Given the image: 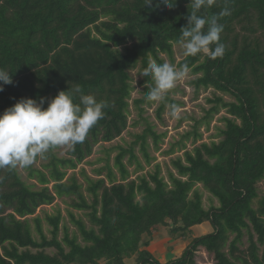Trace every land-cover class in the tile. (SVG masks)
Instances as JSON below:
<instances>
[{"label":"trees","instance_id":"trees-1","mask_svg":"<svg viewBox=\"0 0 264 264\" xmlns=\"http://www.w3.org/2000/svg\"><path fill=\"white\" fill-rule=\"evenodd\" d=\"M189 2L176 0L168 9L157 6V0L150 7L144 0H0V68L13 79L0 92V113L21 98L50 100L75 84L109 105L85 141L68 149L66 157H58L54 148L37 157L39 168H23L34 183L27 184L17 167L0 169V264H129V259L134 261L130 264H195L199 248L215 264H264V194L258 189L264 181V0H218L217 6L202 9L211 18L230 8L231 14L219 20L224 25L223 58L199 53L175 62L173 47L187 25ZM161 55L177 67L189 64L199 75L191 82L196 93L213 89L233 101L221 96L207 100L211 107L176 144L183 156L171 160L166 179L159 164L153 172L130 179L124 159L135 165V173L144 171L155 161L151 145L158 151L165 136L143 118L144 106L153 103L145 100L151 77L141 76V97L132 99L131 71L140 75L150 60L164 63ZM167 100L180 104L169 95ZM131 105L143 120V130L127 146L105 151L104 168L95 170L97 179L80 169L84 185L75 171L96 145L112 142L127 129ZM165 108L158 104L160 121ZM220 110L228 115L218 129L220 140L186 150L184 141L201 140L199 127L208 129ZM112 152L118 177L110 166ZM201 189L217 205L205 208ZM57 198H68V207L83 212L88 225L72 211L68 218L73 231L61 226L59 209L44 218L35 216ZM204 223L212 231L191 237L179 257L161 262L149 251L157 227L183 237Z\"/></svg>","mask_w":264,"mask_h":264},{"label":"clouds","instance_id":"clouds-1","mask_svg":"<svg viewBox=\"0 0 264 264\" xmlns=\"http://www.w3.org/2000/svg\"><path fill=\"white\" fill-rule=\"evenodd\" d=\"M153 3L154 0H144L145 7ZM175 3L176 0H157V6L162 4L168 9L173 8ZM217 5L218 0H190L185 17L187 25L181 28L182 33L177 41L185 57L210 53V59L223 58L226 46L220 41L224 25L219 20L231 14L230 8L223 7L211 18L201 11ZM189 72L190 67L186 62L177 67L168 62L150 60L140 74L142 77L150 76L152 81L146 85L149 90L145 100L164 103L171 117L179 119L180 106L168 103L167 97ZM11 84L12 73L0 68V92L4 91V85ZM108 106L107 101L97 100L93 94H84L79 84L59 91L50 100L46 97L19 99L0 113V169L27 168L37 157H43L58 146L74 150L77 144L85 141L90 129L104 118Z\"/></svg>","mask_w":264,"mask_h":264},{"label":"rangeland","instance_id":"rangeland-1","mask_svg":"<svg viewBox=\"0 0 264 264\" xmlns=\"http://www.w3.org/2000/svg\"><path fill=\"white\" fill-rule=\"evenodd\" d=\"M237 32H240L239 27L236 28ZM244 34L243 32H241ZM174 58L175 62L182 60L185 56L183 55V49L179 45H174ZM165 62H169L168 58L165 55H161ZM132 82L134 86V91L132 93V99L141 97L142 87L139 85L142 77L137 73V70L131 71ZM199 75L193 74L191 71L188 76L177 83V86L170 91L168 94L169 97L177 102H179V106L181 108L180 118L175 119L170 115V110L165 108L162 114V120H158L156 118V109L159 103L153 102L151 106H144L145 112L143 114V118H147L148 122L152 124L154 130L158 134H165L159 144V150L154 151L153 146L150 147V153L155 158V161L152 162L150 166H146L144 171L135 173V165H128L127 158L124 159V163L127 165L128 170L130 171V179H135L137 176L146 174L148 172H153L155 164H159L161 168V175L165 179L167 178V170H172L171 160L183 156V151L179 150L178 142L182 141V137L191 132L193 126L195 124V120H200L204 116L203 110H207L211 107L209 103H207L208 99H212L214 96H221L226 101H233V98L226 94H221L219 92H215L213 89H200L198 93L195 92L193 85L191 82L197 78ZM223 117H228L224 110H220V113L215 115L208 127L206 129L204 126L199 127V132L202 134V139L197 143L193 144L192 139L190 138L187 141H184L186 144V150H191L194 146L199 145L202 142L211 143L212 141L218 142L220 138L218 137V129L224 128V123L222 122ZM138 124L134 126V123ZM144 128V123L141 118L137 115L136 111L133 109L132 105L130 107V114L128 116V127L121 134L120 137L116 138L110 143H100L96 145L93 149V153L90 157H88L82 164H80L75 171L78 177V180L85 185L83 182V178L80 175V169H84L86 174L93 178L97 179L98 177L95 174V170L100 168H104L106 163V153L105 151L115 147V146H127L133 140V135L140 133ZM173 150V153L167 155L166 152L169 150ZM68 148L64 146H58L54 149V152L58 155V157H66V152ZM138 156L140 154L137 152ZM116 155V152H112L110 154V166H112L114 173L118 177V170L113 167V158ZM141 159V157H140ZM143 162V161H142ZM42 161L40 158L36 159L33 165L37 168L40 167ZM17 170L21 175L22 179L26 181L27 184H32L34 181L26 179L27 172L22 168L17 166ZM71 172H69L70 174ZM106 174V170L102 171V176L104 177ZM258 189L260 195L264 194V181L258 184ZM203 194V205L205 208L213 203L217 205V201L212 199L211 195L202 190ZM68 198L59 199L57 198L52 205L42 206L37 211L35 216H39L44 218L45 214H56V211L59 209L62 214V224H66L70 231L75 230V227L70 223L68 218V211H72L77 217H82L84 221L87 223L86 218L83 215V212L75 211L68 207ZM88 225V223H87ZM173 227L171 226V229ZM43 229L46 233H48L49 226L43 220ZM212 231L210 225L208 223H204L199 226L193 227L190 232H187L183 237L180 232H173L168 227L159 226L154 230L152 235L149 251L152 255L160 260L161 262H166L171 259H175L179 257L186 246V244L190 241L191 237H199L201 235H205ZM63 236L62 231L59 234V239ZM233 236H231L232 238ZM247 235L243 238V243L241 245V250L246 251L248 247ZM34 251V250H33ZM47 253L54 254L53 249H47ZM127 263H133V259L126 260ZM195 264H215L213 260V256L208 254L204 249L199 248L195 255Z\"/></svg>","mask_w":264,"mask_h":264}]
</instances>
